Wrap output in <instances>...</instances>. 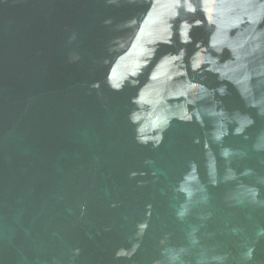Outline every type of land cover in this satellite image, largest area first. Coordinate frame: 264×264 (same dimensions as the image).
<instances>
[{"label":"water","instance_id":"95a60500","mask_svg":"<svg viewBox=\"0 0 264 264\" xmlns=\"http://www.w3.org/2000/svg\"><path fill=\"white\" fill-rule=\"evenodd\" d=\"M0 264H264V0H0Z\"/></svg>","mask_w":264,"mask_h":264}]
</instances>
